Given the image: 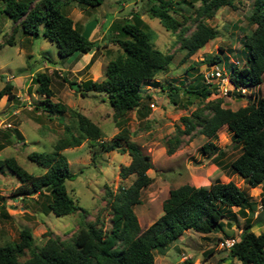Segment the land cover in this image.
I'll list each match as a JSON object with an SVG mask.
<instances>
[{"label": "trees", "instance_id": "1", "mask_svg": "<svg viewBox=\"0 0 264 264\" xmlns=\"http://www.w3.org/2000/svg\"><path fill=\"white\" fill-rule=\"evenodd\" d=\"M102 1L75 0L80 5L90 7ZM144 1L146 14L150 18H157L163 28L175 36L178 48L183 51L182 59H186L216 36V29L208 25L206 20L213 17L219 8L236 9L244 0ZM245 1L250 7L246 21L254 27L239 39L240 52L244 54L242 65L233 62L225 73L238 96H241V88L258 87L264 72V0ZM0 2V11L14 23V27L18 25L22 33L37 35L39 26H42L40 34L56 44L60 59L69 56L75 59L91 48L95 49L94 54L104 45L81 35L83 28L75 27L61 9L67 0ZM130 18L132 21L116 25L119 38H113L110 30H106L103 40L117 46L120 53L106 62L102 79L85 78L75 82L61 77L69 88L80 94L88 91L102 93L115 121L131 110H135L138 118L146 115L147 107L139 105L140 87L153 85L165 91L154 79L157 73L167 70L172 58L171 54L153 46L138 13H132ZM190 23L193 29L185 34ZM11 43L10 39L6 41V44ZM220 59L218 55L212 57L214 63ZM30 81L36 84L35 91L44 96L38 101L39 107L35 108L47 114L66 110L63 104L51 101L48 74L36 72ZM10 85L9 82L4 84L0 89V97L3 94L11 96L8 90ZM167 85V97L171 103L177 104L176 98L182 93L187 98L184 102L191 103L192 97L198 99L199 104L190 113L179 117L182 128L176 125L174 133L165 139L166 154H171L179 145L180 135H189L194 131L211 138L224 126L230 142L239 147V153L229 162V167L246 187L260 186V204L264 205V96L249 91L244 105L230 109L221 106V98H209L216 87L213 83L205 82L204 73L197 74L185 85L182 81L178 85L169 81ZM184 102L181 103L183 107ZM71 116L74 119L73 132L65 128L64 136L55 141L50 151H31L26 155L28 160L46 168L39 176L26 172L13 158L0 160V170L6 167L17 178V194H21L22 198L34 193L39 196L46 189V195L50 197L46 204L48 211L57 216L78 211L80 207L69 196L64 185L65 180H72L76 174L69 170L61 151L78 146L84 140L101 141L100 145L106 151L126 153L129 161L118 166V176L123 179L132 175L133 178L127 187L118 186L114 193L107 190L105 203L110 212L106 221L98 210L93 220L85 221L84 226L68 238L61 239L46 230L41 243L35 242L28 228L21 227L17 240L0 244V264H153V249L166 247L185 230L199 233L203 241L213 243L201 252L202 257L206 258L215 250L213 238L216 243L219 240L210 234L220 232L223 238L230 237L225 228L229 229L237 217L242 219L240 232L228 249L227 258L236 259L241 264H264V233L255 234L251 230L257 223L258 214L254 216L255 202L232 179L226 182L215 179L208 185L200 186L185 183L169 188L166 198L161 201L160 215L141 229L130 205L135 200L139 202L140 190L151 182L146 173L151 168L150 157L127 138L124 133L127 130L123 129L116 133L112 141L103 143L98 125L77 111H72ZM14 133L17 138H21L17 129ZM201 147L202 153L214 149L210 141L204 142ZM217 151L216 155L221 153L218 148ZM233 207H236V211L231 210ZM221 218L225 220L221 221Z\"/></svg>", "mask_w": 264, "mask_h": 264}, {"label": "rangeland", "instance_id": "2", "mask_svg": "<svg viewBox=\"0 0 264 264\" xmlns=\"http://www.w3.org/2000/svg\"><path fill=\"white\" fill-rule=\"evenodd\" d=\"M61 9L70 17L75 27L83 28L86 22L95 19L89 39L104 45L94 54L95 49L91 53L80 54L75 59L72 56L60 59L56 44L40 34L42 26H39L37 35L24 34L18 25L14 27V23L0 11V89L7 82L11 84L8 89L11 96L3 94L0 97V160L13 158L26 172L39 176L46 168L28 160L26 155L31 151H50L55 141L64 136L65 128L74 130L71 112L77 111L100 127L103 143L112 141L116 133L125 129L127 138L150 157L151 168L146 173L151 177V182L140 190L139 202L135 200L130 205L141 229L160 215L161 201L166 198L169 188L185 183L200 186L208 185L215 179L221 182L232 179L255 202L254 216L258 214L257 223L251 230L255 234L264 233V205L260 204V186L246 187L229 167V162L239 153V147L230 142L229 133L224 126L211 138L194 131L189 135H180L181 142L174 151L167 155L165 150V139L174 133V127L177 125L182 128L179 117L190 113L199 104L198 99L192 97L191 103L184 102L187 98L182 93L176 98L177 104L171 103L167 97V84L170 81L173 85H178L182 81L185 85L199 73L215 68L226 73L231 63L242 65L244 54L240 52L239 39L254 27L246 21V16L250 13L247 1L237 5L236 9L221 7L213 17L207 19L206 23L216 29V36L186 59H182L183 51L178 48L175 36L166 31L157 18H150L146 14L144 0H103L95 7L67 0ZM132 13H138L146 25L153 46L171 54L172 58L167 70L157 73L154 79L165 91L153 85L140 87L139 105L147 107L146 115L138 118L135 110H131L115 121L102 93L88 91L80 94L69 88L61 77L75 82L85 78L97 81L102 79L106 62L120 53L117 46L103 40L106 30H110L113 38H119L116 25L132 21ZM192 29L193 24L190 23L185 34ZM8 39L12 41L11 44H6ZM213 55H218L220 61L214 63ZM88 61L90 62L86 65ZM52 71L54 72L51 74ZM36 72L49 75L51 101L63 104L65 111L47 114L40 108H35L44 97L35 91L36 84L30 81ZM210 83L216 88L209 98H221V106L230 109L244 105L249 91L264 96V72L261 84L255 88H241V96L235 94L237 90L232 88L228 80L212 79ZM182 102L185 103L184 107L181 106ZM16 129L21 135L20 139L14 133ZM206 141H210L214 149L203 154L201 145ZM100 142L84 140L78 146L61 151L69 170L76 174L72 180L64 181L67 193L80 207L78 211L69 214L57 216L48 211L46 204L50 197H47L46 189L42 190V195L34 193L22 198L21 194H17L19 182L14 174L6 167L0 170V244L17 240L21 227L28 228L35 242L41 243L46 230L61 239L68 238L83 227L85 221L93 220L98 210L105 221L108 219L110 211L105 203L107 190L114 193L118 186L127 187L133 176L123 179L118 176V166L128 163V155L115 150L106 151ZM217 148L221 151V156L216 155ZM213 157H216L218 164V172L215 173L207 170L209 159ZM231 210L236 211V207ZM223 220L225 218H221ZM241 223L242 219L237 217L232 222L230 231H225L231 236H237ZM182 234L180 240L175 239L164 248L153 249V264H241L236 259L227 258V252L216 246L215 238V250L203 258L202 249L213 243L203 241L200 234L194 231ZM210 236L219 239L224 237L220 232L211 233ZM197 243L200 245H194ZM226 259L228 261L225 262Z\"/></svg>", "mask_w": 264, "mask_h": 264}, {"label": "built area", "instance_id": "3", "mask_svg": "<svg viewBox=\"0 0 264 264\" xmlns=\"http://www.w3.org/2000/svg\"><path fill=\"white\" fill-rule=\"evenodd\" d=\"M205 82H210L212 79H225L227 81V77L224 72H221L219 69L215 68L211 71L204 73ZM235 241L234 238L225 239L219 243V246L222 248H228Z\"/></svg>", "mask_w": 264, "mask_h": 264}, {"label": "crops", "instance_id": "4", "mask_svg": "<svg viewBox=\"0 0 264 264\" xmlns=\"http://www.w3.org/2000/svg\"><path fill=\"white\" fill-rule=\"evenodd\" d=\"M217 156H221V153L220 154H218ZM216 157H213L212 159H209V164H208V171H210V172H212V173H215V172H218V164H217V162H216ZM151 178V177H150ZM150 184V183H149ZM148 184V185H149ZM209 184V183H208ZM226 229V228H225ZM226 231H230V229H226ZM191 231H185L182 235H184V234H188V233H190ZM200 236V235H199ZM180 238H181V235L180 236H178L176 239L177 240H180ZM198 238V237H197ZM194 245H200V243H197V244H194ZM209 246H211V245H208L206 248H208ZM205 248V249H206ZM216 248V247H215ZM202 250H204V249H202ZM226 261H228V259H226L225 260V262ZM224 263V262H223ZM225 264H228V263H225Z\"/></svg>", "mask_w": 264, "mask_h": 264}, {"label": "water", "instance_id": "5", "mask_svg": "<svg viewBox=\"0 0 264 264\" xmlns=\"http://www.w3.org/2000/svg\"><path fill=\"white\" fill-rule=\"evenodd\" d=\"M95 23H96V20L95 19H92L88 22L85 23L82 31H81V35L84 37V38H89V35L91 33V30L93 29V27L95 26ZM94 48H91L90 50L87 51V53H91L92 50Z\"/></svg>", "mask_w": 264, "mask_h": 264}, {"label": "clouds", "instance_id": "6", "mask_svg": "<svg viewBox=\"0 0 264 264\" xmlns=\"http://www.w3.org/2000/svg\"><path fill=\"white\" fill-rule=\"evenodd\" d=\"M224 74H225V72H224ZM160 207H161V206H160ZM239 232H240V228H239ZM229 238H234L235 240H237V236H230V237L221 238V239L217 240L216 246H217L219 249H222V250H224V251L227 252L228 249H229L231 246L228 247V248H222V247L219 246V243L222 242L223 240H225V239H229ZM172 241H173V240H172ZM234 242H235V241H234ZM234 242H233V243H234ZM233 243H232V244H233ZM232 244H231V245H232ZM222 264H225V263H222Z\"/></svg>", "mask_w": 264, "mask_h": 264}]
</instances>
